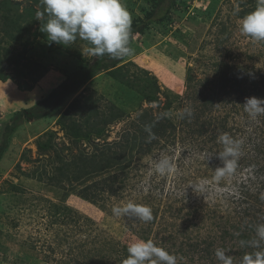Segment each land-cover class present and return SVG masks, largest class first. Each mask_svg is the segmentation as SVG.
I'll use <instances>...</instances> for the list:
<instances>
[{
  "label": "rangeland",
  "instance_id": "rangeland-1",
  "mask_svg": "<svg viewBox=\"0 0 264 264\" xmlns=\"http://www.w3.org/2000/svg\"><path fill=\"white\" fill-rule=\"evenodd\" d=\"M21 1L23 6L32 4L30 0ZM156 2L123 0L132 18L131 26L155 12ZM257 3L258 0H181L172 11L173 23L150 24L145 35L130 39L131 55L112 58L117 67L125 66L122 82L108 74L112 59L104 61L106 68L94 69L102 59L92 55L89 43L79 38L64 45L61 53L44 40L14 48V53L24 55L26 76H18L11 67L4 72L6 80H0V264H122L125 248L147 237L175 255L177 264H221L214 253L218 248L233 258V264H240L237 254L241 246L235 247L234 240H222L226 233L236 234L234 227L238 225L247 226L255 220L259 226L264 225L260 212L264 191L259 190L264 184L259 180L264 178L254 173L259 162L256 146L264 138L259 136L264 130V117L261 121L259 115L253 118L245 112L242 106L246 98L236 103L242 109L237 106L240 111L231 113L236 98L225 95L217 82L226 65L240 67L250 79L264 82V42L253 41L239 30L241 18ZM37 25L31 27L32 31ZM188 68L194 79L190 87ZM89 77L91 80H86L77 94L86 86L85 94L94 95L102 110L115 105L127 113L109 127L106 142L117 141L124 131L137 127L135 123L144 113L165 118L176 127L173 133L156 141L138 168L129 171L123 195L119 199L101 195L106 199L104 203H92L76 193L65 195L62 189L27 176L36 169L41 172L45 164L53 174L60 165L54 162L55 156L40 153L38 145L48 140L47 132L55 133L54 141L66 161L75 153L56 123L61 113L54 110H65L76 95L55 96L56 102L49 109L53 111L46 118L30 123L18 118L24 109L44 108L51 93L69 80ZM213 87L222 101L214 104L210 113H193L200 104L199 99L195 103L196 92L212 94ZM155 94L160 103L146 101V96ZM255 94L249 88L247 98ZM12 126L16 127L11 129ZM203 126L204 131L210 130L209 138L210 134L199 135ZM225 133L240 142L241 155L233 174L217 181L215 169L223 166L218 154L224 148L218 137ZM160 157L169 158L175 165L172 174L155 173L152 162ZM19 163L22 170L17 167ZM260 164L264 165V159ZM12 185L18 193L11 190ZM128 202L149 206L155 222L112 213L114 206ZM247 203L255 204L256 210L253 217L244 220L242 211L248 209ZM53 206L63 210L66 207L67 213L59 218ZM254 238L259 239L257 233ZM110 242L113 256L109 260L88 258L93 249ZM209 242L212 245L206 251ZM190 244H196L199 251H193ZM253 250L258 248L253 246Z\"/></svg>",
  "mask_w": 264,
  "mask_h": 264
},
{
  "label": "trees",
  "instance_id": "trees-1",
  "mask_svg": "<svg viewBox=\"0 0 264 264\" xmlns=\"http://www.w3.org/2000/svg\"><path fill=\"white\" fill-rule=\"evenodd\" d=\"M30 1L32 4L28 3V5L26 4L23 6L21 0H0V80H6L7 76H4V72L11 67L16 69L18 76H26L23 70L24 63H22L24 55L22 52L14 53V48L19 47V45L26 48L28 45H33L35 40H44L52 47H56L59 53H61V49H63L64 45L49 41L47 39V34L40 30L41 25L47 19V17L41 21L36 19L37 12L43 11L41 0ZM180 1L181 0H157L155 3L156 11L147 14L145 20L136 22L131 26L130 39H133L135 35H145L150 24H165L166 21L173 23L172 21L174 20V17L172 11L177 7ZM36 24H38L37 29L32 31L31 27ZM31 39L33 41H31ZM101 59V62L95 64V70L106 68L108 64H104V61L112 58L108 55H104ZM111 67L112 70L109 69L111 71H109L108 74L115 80H120V82H122V71L125 66L117 67L116 61H113L112 59ZM25 68H27V66H25ZM187 73L186 79L188 86L190 87L194 82L191 68H188ZM40 75L42 76V74ZM86 80H91V77L80 81H75V79H71V81L69 80L67 84L62 87L60 86V90L51 93L48 99L45 100L46 105L44 108L24 109L19 113L18 118L20 120L24 118L23 121L26 123H30V121L34 119L40 120L46 118L53 111L49 109L56 102L57 98L55 96L63 94V98H68L76 95L65 110H59V108L58 110H54V112L58 111L61 113L57 118L56 123L68 138L72 146L69 149L75 153H71V159L66 161L61 155L62 149L59 148L54 141L55 133L47 132L45 135L49 137L48 140L41 142L38 145L40 153L41 155L50 154V156H55L57 161L54 160V162H59L60 165L55 168L56 173L51 174L49 169H47V164H45L41 172H38V169H36L35 172H29L27 176L36 179L40 183H46L49 186L62 189L65 192V195H68V193H76L81 198L92 203H98L99 201L104 203L106 199L101 195L107 194L110 197L118 199L123 195L127 190L125 189L126 184L130 179L129 171L138 168L142 158L153 151V148L157 143L156 141L161 137L164 138L173 133L176 130V127L172 122H169V120L165 118H157L144 113L137 119V123H135V125H138L137 127H134L133 130L129 129L124 131L117 141H111L110 143L106 142L109 127L124 119L125 116H127V113H125L124 110L116 108L115 105H111V108L109 107L108 110H102L101 107L97 105V100L94 98V95L87 96L85 94L84 91L86 90V86L80 94H77L82 87L86 85ZM263 84L264 82L257 83V80L250 79L242 68L229 65H226L225 68L220 70L217 82L220 89H225V95L236 98L235 100H237L232 101V104L235 106L234 109L229 110L231 113L234 111H240L236 109L237 106L241 107L242 105L236 103L243 98H247L249 88L254 89V92L256 93L253 97L263 99ZM202 86L206 88V84ZM212 91V94H206L204 91L196 92L197 98H194V100L196 103L199 99L200 104L193 109V113L196 112L198 116H201L202 114L204 115L211 112L214 104L219 101V95L214 92V87L212 88ZM145 99L150 103H160L156 94L151 95L150 97L146 96ZM221 101L222 99L219 102ZM242 107L240 109H242ZM259 116V119L262 121L261 117L264 116ZM149 124L154 125V127H152V133L155 134V139H152L151 142H148L149 133L145 131V126ZM15 127L16 126H12L11 129ZM18 127L19 126H17V128ZM203 129L206 130L205 126L200 128L201 132H199V135L203 136L210 134V130L207 132ZM263 135L264 130L261 131L259 136ZM210 136L211 134L207 135L208 138ZM256 136L258 140V134H256ZM99 140H102L103 143ZM83 145L86 146L83 147ZM256 147L257 150L255 151V156L259 162L254 166L256 168L254 173L259 179H261L264 178V165L260 164V161L264 159L262 154V151H264V138L261 144ZM22 159L23 161L25 160L24 157H22ZM27 161H29V159H26V162ZM17 167L22 170L20 163ZM93 179H95V182H92ZM259 181L264 182V180ZM248 182H246V184ZM77 185H81V187L78 188ZM263 187L264 184L259 190L264 191ZM249 189L250 188H248L246 192H248ZM11 190L14 193H18V188L13 185L11 186ZM242 195H240V197H242ZM248 206V209L242 211L243 216H246L244 220L253 217L256 210L254 209L255 204H248ZM53 208L54 215L59 218L67 213L66 207L64 210L60 206H53ZM263 209H261L260 212L264 215ZM152 221L153 223L155 222L154 219ZM258 226L257 220H255V222L250 221L247 226L243 224V226L238 225L237 227H234L236 229V234L226 233L223 236L224 239L222 241L225 242L227 239L231 241L234 240L233 244L235 247H239V245L241 246V250L237 254L239 255L240 262L245 254L254 253L252 242L256 239H253V237ZM151 228L152 227H150V229ZM148 238L149 237L145 239L149 240ZM170 239L172 240L173 238L170 236ZM242 242L245 243L242 245ZM211 245L210 242L207 244L208 247L206 251H209ZM110 246L111 242L109 244L104 243V245L98 246L93 249L94 251L91 253L90 251L88 252V254L90 253L88 258H98V260L103 258L102 260H109L113 256L112 248H110ZM261 246L262 248H258L257 251H264V241L261 242ZM189 247L193 248V251H199L196 244H190ZM102 250L104 251L101 254ZM114 250L115 249H113V251ZM114 253L116 255L117 253L120 254L118 250L114 251ZM209 254L211 255V253ZM127 256L128 252L127 248H125V253L121 255L122 260H120V262L122 263ZM94 263L96 264L98 262ZM106 263L108 262L106 261Z\"/></svg>",
  "mask_w": 264,
  "mask_h": 264
},
{
  "label": "clouds",
  "instance_id": "clouds-1",
  "mask_svg": "<svg viewBox=\"0 0 264 264\" xmlns=\"http://www.w3.org/2000/svg\"><path fill=\"white\" fill-rule=\"evenodd\" d=\"M42 12H37L38 21H46L40 30L47 34V39L59 45H68L77 38L87 41L91 46L92 55L102 57L108 55L113 59H121L132 54L129 47L132 18L123 0H41ZM240 32L253 41L264 42V0H258L256 8L243 16L239 23ZM243 108L249 116L255 118L264 114V99L246 98ZM190 114L189 109L184 110ZM154 125L145 126L149 133L148 142L155 139L152 133ZM218 141L223 144L219 158L222 167L215 169V180L233 174L237 167L240 152V142L228 134H222ZM152 167L160 176L170 175L175 171V165L167 157L153 160ZM115 216L135 217L144 222L153 219L152 209L143 204L128 202L123 206H114ZM258 240L252 246L259 248L264 241V225L256 229ZM245 242H242V245ZM128 256L122 264H177L175 255L163 247L157 246L152 240H137L127 248ZM221 264H233V258L224 249L215 251ZM240 264H264V251L245 254Z\"/></svg>",
  "mask_w": 264,
  "mask_h": 264
}]
</instances>
